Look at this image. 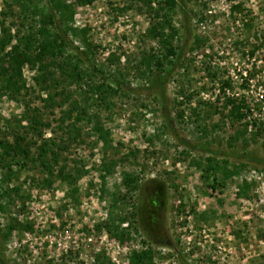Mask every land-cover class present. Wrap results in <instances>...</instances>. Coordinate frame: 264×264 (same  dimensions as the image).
Listing matches in <instances>:
<instances>
[{
	"label": "rangeland",
	"instance_id": "1",
	"mask_svg": "<svg viewBox=\"0 0 264 264\" xmlns=\"http://www.w3.org/2000/svg\"><path fill=\"white\" fill-rule=\"evenodd\" d=\"M5 1L11 0H0V11ZM177 1L171 14L181 43L190 45L196 36L204 42L193 51L185 49L187 69L177 67L165 85L171 130L143 74L145 62L161 47L147 35L152 21L140 0L74 6L71 25L86 29L91 60L108 79L94 77L109 85L106 105H93L87 87L80 90L70 78L63 90L50 89L55 102L47 104V92L37 88L28 65L21 69L27 92L0 97V139L14 143L19 133L35 153L41 139L17 124L28 104L29 114L40 110L50 123L43 138L69 144L58 165L85 170L75 183L52 176L46 186L41 167H12L16 174L10 184L18 186L23 199L14 196L0 221L16 219L22 226L4 242L6 264H140L135 254L145 249L142 241L148 236L153 238L151 264H264V166L255 160L264 158V0ZM233 5L239 8L232 10ZM11 9L17 14V5ZM15 17L0 12V35L3 20L13 23L12 33L21 29L24 20ZM116 82L123 86L117 88ZM222 87L224 94L218 91ZM227 98L247 100L250 111L244 119L230 116ZM83 104L89 114L98 112L110 131L109 148L96 143L86 118L76 123L77 140H68L58 127L61 111ZM206 145L217 152L220 166L233 171L221 186L212 187L213 177L197 166H205ZM246 153L255 159L244 164L238 155ZM127 174L136 175L139 186L130 204L118 202V207L124 213L141 202L142 212L120 224L129 227V235L119 240L103 225L113 200L126 192ZM243 184L247 190L240 195Z\"/></svg>",
	"mask_w": 264,
	"mask_h": 264
},
{
	"label": "trees",
	"instance_id": "2",
	"mask_svg": "<svg viewBox=\"0 0 264 264\" xmlns=\"http://www.w3.org/2000/svg\"><path fill=\"white\" fill-rule=\"evenodd\" d=\"M94 1L96 0H73V3H68L66 0H41L39 1L40 3L35 2V0H11L10 3L4 2L0 11L4 18L7 14L11 16L16 15L15 19H23L24 21L20 23L21 29L16 28L14 33L11 31L13 23L5 25V20L1 21L0 97L7 95L17 98L23 91L27 92L28 89L25 87L21 77V69L25 65H28L30 70L35 72L33 79L37 88L40 91L47 92V97L43 99L47 104L53 106L55 102V97L50 89L59 88L63 90L65 81H68L67 78H70V83L74 82L80 90L83 86L87 87L84 90L88 89L89 94L94 97L93 105L99 107L107 104L111 96V91L108 90L109 85L104 82L96 83L94 77L99 74L105 82L108 79L105 78L106 76L97 67L96 63L91 60L89 42L85 37L87 31L86 29H78L71 25L74 16V6L90 5ZM140 1L144 3L152 21L147 29V35L149 38L157 40L161 47L159 54H153L151 56L152 59L145 60L147 69L145 70L146 73L143 74H147L148 76V88L153 89L157 95L165 127L171 130L170 108L166 99L165 85L177 67L187 69L183 63L185 62V49L188 48V50L193 51L200 48L204 39L196 36L190 45H186L187 43L184 41L181 43L179 29L173 25L171 14L178 4L177 0ZM12 4L17 5V14L11 9ZM152 4H155L156 7ZM180 7L183 8V5ZM238 8V5L231 7L232 10H237ZM76 39L80 40L82 43L80 46L84 47V50L74 43ZM175 39H177L176 44H174ZM249 54L252 56L254 53L250 51ZM243 81L248 84L246 77L243 78ZM223 83L225 87H230V82L224 81ZM116 85L117 88L123 86V84L118 82H116ZM225 89L222 87L218 91L224 94ZM227 99L226 104L230 105V116L238 120L244 119L250 111L247 100L245 98L238 100ZM24 107V112L21 118L17 120V124L25 132H34V135H37L41 139V142L37 145L35 153H32L31 146L26 142L25 137L19 133H15L14 143L0 139V147L2 148L0 152V170H5L0 178L1 213L8 210L11 204H14V196L23 199L18 186L15 187L10 184L12 177L16 174V171L12 168L13 166L20 170L26 168L29 164L35 168L41 167L47 173V177L44 179L46 186H51L52 176L60 178L67 184H72L85 172V170L78 169V167L73 172L72 168L69 169L65 165H58L62 159L61 155L64 148H67L69 144L57 142L53 138H43V129L45 126L48 128L50 123H46L42 119L40 110L34 109L35 112L29 114V105L25 104ZM73 107L76 110L75 115H73ZM73 107L61 111V115L58 117V127L67 135V139L73 138L77 140L79 132L77 131L76 133L74 131L76 123L86 118L87 121L92 123L96 143H101L104 149L109 148L112 140L110 131L105 128L104 123L99 118L98 112L89 114L86 104L73 105ZM68 119L72 121L69 123ZM24 120H26L27 125H21ZM92 120L94 121L92 122ZM185 144H189V142L185 140ZM204 150L209 154L206 157L205 166H200V163L197 166L207 175V178L213 177L212 187L214 185H223L224 179L230 177L233 171L229 172V170L225 169V166H220L214 155L217 152L210 149L209 145H206ZM238 157L244 164H247L249 160L255 159L254 155L248 153L244 154V156L238 155ZM255 160L264 166V158H256ZM56 165H58L57 168ZM104 168L107 170L106 166ZM220 172H222V177H218ZM124 183L127 186L126 192L121 197L113 200L109 218L103 225L109 234L119 240H124L129 235V227L121 228L120 224L131 217L133 219L138 212H142L141 202L137 207H134L133 211L131 208V211L123 213L119 209V203L126 202L125 204H130L131 195L139 186L136 175L127 174ZM240 188L238 194H245L247 190L246 184L241 185ZM27 197L29 196L27 195ZM21 226L20 222L16 219H9L5 224L0 221V264H6L3 251L4 242L10 237L13 230ZM148 237L150 238L149 240L147 239L148 242L146 240L142 241L144 244H147L145 249L135 254V262L144 264V261L147 260L148 264L152 263L153 250L149 243L153 241V238ZM163 245L168 246L169 244L163 243ZM97 258L96 256L95 260Z\"/></svg>",
	"mask_w": 264,
	"mask_h": 264
}]
</instances>
